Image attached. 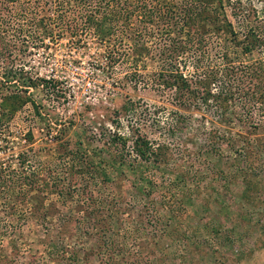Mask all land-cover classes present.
Returning <instances> with one entry per match:
<instances>
[{
  "label": "rangeland",
  "instance_id": "rangeland-1",
  "mask_svg": "<svg viewBox=\"0 0 264 264\" xmlns=\"http://www.w3.org/2000/svg\"><path fill=\"white\" fill-rule=\"evenodd\" d=\"M90 12L108 35L88 26ZM250 28L262 39L264 0H0V264H108L110 239L122 248L114 260L130 264H264V103L245 78L264 72V46L245 38ZM227 66V116L165 86L169 71L193 80ZM21 87L25 101L8 117L2 95ZM113 134L124 149L106 148ZM137 135L161 148L158 166L135 158ZM88 142L108 171L77 172L72 188L107 201L102 246L77 196L63 201L50 186L82 167L62 154ZM24 176L49 185L42 224L31 215L36 190L10 214L12 181ZM64 214L75 223L48 240Z\"/></svg>",
  "mask_w": 264,
  "mask_h": 264
},
{
  "label": "trees",
  "instance_id": "trees-1",
  "mask_svg": "<svg viewBox=\"0 0 264 264\" xmlns=\"http://www.w3.org/2000/svg\"><path fill=\"white\" fill-rule=\"evenodd\" d=\"M95 19V13H87V24L89 27L91 26H97L99 28V31H101L102 35H108L109 32L111 31V26L108 28L105 26V21L104 19L101 20L100 22L96 23ZM255 37V38H254ZM246 39H249L250 41L254 43L256 41L259 45L264 46V35L262 39H259L260 36L257 35L255 36L253 34V29H249L248 33L245 36ZM261 64L258 67L250 68L248 73H246V77L248 80L247 81H253L254 87H251L249 85L250 89L255 90V93L257 92L259 94V97L252 96V102H259V103H264V72L261 70ZM233 67H225L224 69H220L219 67L211 68L207 71H205L204 75H201L197 79H191L184 75L183 73L179 72L176 70L174 71H169V75L167 80H165V86L166 87H173L178 93V97L180 100L183 102V104L187 103H198L207 109L211 107L209 101L214 102V107L218 108L221 111V115L227 116V110L229 109L227 105L228 98L230 97V94L232 93L231 90H228L227 87L229 86L228 80L232 78L235 73H232ZM10 74H12L11 71H8ZM13 77V76H12ZM10 77V78H12ZM249 77V78H248ZM9 78V77H7ZM244 79H242L243 81ZM259 80V81H258ZM257 81V82H256ZM9 81H0V85L3 87L6 85ZM261 82L263 84H261ZM213 85H218V89L216 92L212 91V86ZM248 88L243 90V93L247 94ZM22 92H25V89L18 88L17 91H13L11 93L2 95V103H1V108L4 110V106L8 105L10 106V111L7 115L10 117L12 115V111H16L18 107L25 101L24 97L21 95ZM32 105H36L34 101H30ZM250 106V104H248ZM3 115H5L4 112H2ZM222 115V116H223ZM225 118V117H224ZM227 119V117H226ZM28 139H31V136L28 135ZM226 141L232 140V137H225ZM81 145V144H80ZM82 146V147H81ZM79 147V149L72 150V151H66L62 155L64 156L65 154H69L72 156L74 160H77L80 162L82 165L81 168L75 169L74 166L71 167L72 172H70V177H62L59 180L51 183L53 187V191L60 197L62 198L63 201L66 200H71L73 197L77 196L76 200V205H75V210L77 212H81L83 216L87 219V222L89 226L92 229V234L97 235V238L99 240L98 246H102L106 242V238L104 233L106 231L111 232V225L108 221L107 218L103 216L104 209L101 206V208L98 205H104L105 202H107L105 199H97L92 196V193H90V190H88L87 186H83L80 188V192L78 194H73V188L72 186L76 185L79 181L77 177V172L79 173H85V174H92L94 172H107V163H104L102 166H100L101 162H98L94 159L95 156V151L93 149H90L89 142L86 143V145L83 146V144ZM115 148V149H124L126 146V141L124 138L120 137L118 134H113L110 138V141L108 142V145L106 146L107 149ZM133 149L135 152V158L143 161H148L152 159L155 162L153 166H158L161 162H159V157H161V148L159 150L154 151L152 149V146L150 143L143 137L142 135H137L133 142ZM110 150V149H109ZM99 151H102V149H99ZM98 151V152H99ZM90 154V155H89ZM19 155V154H18ZM61 155V156H62ZM89 155V156H87ZM20 158V164L24 163L26 161V154L21 153L19 155ZM165 157V156H164ZM166 158V157H165ZM163 161V156L161 157V160ZM109 166V165H108ZM250 168V165L248 164V167ZM74 170V171H73ZM83 173V174H84ZM107 173H104L103 180H106ZM14 184L7 185L9 187H15L16 188V193L13 195V197L10 199V202L12 204L9 205V209L12 210L10 214L13 213L15 210V205L19 202H25L27 199V196L29 194L30 190H36L37 195H35L33 198L36 200V205L34 206L33 210L31 211V215L34 216V218L40 222V224L46 222V216H49V208L45 205H43V200L46 199L45 195L46 193L44 192L48 188V183L43 180L42 183H38V180L34 177H19V179H16L15 181H12ZM27 186L26 189L23 187ZM42 193V194H41ZM1 194V193H0ZM45 207L43 210L39 208ZM50 206H54L53 204H50ZM149 208L145 206L144 212L149 213ZM75 220L73 216L71 215H66L64 214L61 218V224L59 225L58 228L56 229H51L46 227L44 231V237H46L48 240L49 238H52V235H56L58 238L62 240L65 236V229L67 228L68 225L71 223H75ZM94 229V230H93ZM94 231V232H93ZM51 232V233H50ZM54 232V233H53ZM5 233H1V235H4ZM47 239L40 240L41 243L50 244L51 241H47ZM104 240V241H103ZM107 245V244H106ZM105 245V246H106ZM108 246V247H107ZM105 247L106 249V257L108 258V264H130L127 263L128 259L124 257H120L118 259L121 263L118 262V260H114L113 254L115 250H122V248H118L116 246V242L113 239L109 240V244ZM50 249L49 251L50 254H55L57 259H62L65 258V252L66 248L62 247L61 249L58 246H54ZM73 257L76 259V251H73ZM138 259V261H136ZM135 261L132 259V264H141V258H136ZM101 260V259H100Z\"/></svg>",
  "mask_w": 264,
  "mask_h": 264
}]
</instances>
